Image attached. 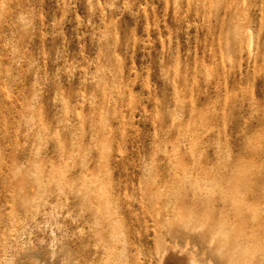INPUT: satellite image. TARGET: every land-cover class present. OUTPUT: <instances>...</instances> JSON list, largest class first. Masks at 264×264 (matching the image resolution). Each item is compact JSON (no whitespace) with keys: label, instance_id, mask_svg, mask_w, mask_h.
<instances>
[{"label":"rangeland","instance_id":"obj_1","mask_svg":"<svg viewBox=\"0 0 264 264\" xmlns=\"http://www.w3.org/2000/svg\"><path fill=\"white\" fill-rule=\"evenodd\" d=\"M170 243L264 264V0H0V264Z\"/></svg>","mask_w":264,"mask_h":264},{"label":"bare ground","instance_id":"obj_2","mask_svg":"<svg viewBox=\"0 0 264 264\" xmlns=\"http://www.w3.org/2000/svg\"><path fill=\"white\" fill-rule=\"evenodd\" d=\"M173 254L177 255V263L180 264H201L197 259L196 255L192 251H187L181 248L178 244L176 243H170L169 247L163 251L161 257H160V262L162 263L164 259L166 258L167 255ZM171 256V258H172ZM170 259V257H169ZM174 260V259H173ZM24 264H46L44 260L37 256H30L25 260ZM206 264V263H204Z\"/></svg>","mask_w":264,"mask_h":264}]
</instances>
